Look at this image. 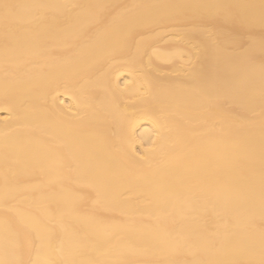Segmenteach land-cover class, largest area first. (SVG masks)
I'll return each mask as SVG.
<instances>
[{
  "label": "bare ground",
  "instance_id": "obj_1",
  "mask_svg": "<svg viewBox=\"0 0 264 264\" xmlns=\"http://www.w3.org/2000/svg\"><path fill=\"white\" fill-rule=\"evenodd\" d=\"M0 264H264V0H0Z\"/></svg>",
  "mask_w": 264,
  "mask_h": 264
},
{
  "label": "snow or ice",
  "instance_id": "obj_2",
  "mask_svg": "<svg viewBox=\"0 0 264 264\" xmlns=\"http://www.w3.org/2000/svg\"><path fill=\"white\" fill-rule=\"evenodd\" d=\"M8 7H10V6H8V5H5V8H8Z\"/></svg>",
  "mask_w": 264,
  "mask_h": 264
},
{
  "label": "clouds",
  "instance_id": "obj_3",
  "mask_svg": "<svg viewBox=\"0 0 264 264\" xmlns=\"http://www.w3.org/2000/svg\"><path fill=\"white\" fill-rule=\"evenodd\" d=\"M125 87H127V85H125Z\"/></svg>",
  "mask_w": 264,
  "mask_h": 264
}]
</instances>
